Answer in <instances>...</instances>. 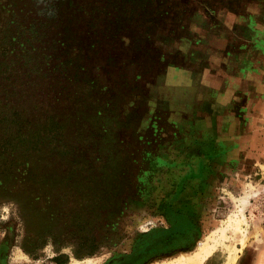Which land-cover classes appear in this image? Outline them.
Wrapping results in <instances>:
<instances>
[{"label": "rangeland", "instance_id": "374dc122", "mask_svg": "<svg viewBox=\"0 0 264 264\" xmlns=\"http://www.w3.org/2000/svg\"><path fill=\"white\" fill-rule=\"evenodd\" d=\"M218 5L264 67V0H0V264H264V79L218 129L212 56L159 46Z\"/></svg>", "mask_w": 264, "mask_h": 264}, {"label": "crops", "instance_id": "0c3cea01", "mask_svg": "<svg viewBox=\"0 0 264 264\" xmlns=\"http://www.w3.org/2000/svg\"><path fill=\"white\" fill-rule=\"evenodd\" d=\"M236 8V6L226 7L225 5H218V8L208 7L206 9H202L203 16H207L206 19L210 18L215 22L214 25H217L218 28L221 29L218 35H215L212 38L210 47H204L203 44H200V41L194 42L192 40V43L189 42V44H187V42H182L179 39H173L168 36L163 37L162 35H159L161 40L159 43L160 48L168 55H176L175 60H177L179 58L178 56H180L182 53L189 51L194 52L193 50L199 49V56L203 54H209L219 66H217V70L219 72H207L202 79L199 78L197 82L195 80H193V83L191 82V84H194L196 87H198V92L201 88L210 90L209 99L208 96L202 99L207 104H210L211 106L213 105L215 107V116L217 117V120L214 121L215 127L218 129L226 127V124L221 121L222 117H227L230 119L229 122H231V124H233V122L234 124L237 123V121H235L233 107L229 106L231 99L238 94L242 95L243 98H251L252 96L255 98L254 95L259 91V88L261 87L260 83L264 79V69H262L264 67H262L263 63L261 61L257 62L254 60V58L252 59L251 63L250 60H242L244 59L240 56L242 51L247 50L248 53H251L253 56L255 55L256 51L254 48L250 50L249 45H246L243 40H239L235 32L237 28H243L245 24L249 22V18L255 14L256 11L253 8H249L246 11L247 13L240 15L239 12L235 10ZM200 11L201 9H199V12ZM201 22L202 21H198V24H195L193 30L199 34L204 33L207 30L206 27L202 25L203 23L201 24ZM247 26L248 31L255 32L254 30H256L259 25H254L253 28H249V25ZM253 40H255V37ZM253 40L252 43H254ZM232 43H235V47L234 50L230 51L228 45ZM253 45H255V43ZM216 50L221 52V56L219 54L215 56L214 52ZM232 52H235V54L238 55V59L236 61L231 60V57L235 56L231 55ZM225 64H231L233 71L230 72L228 69H226ZM171 67L172 66L168 67L167 75H170L169 69H171ZM182 77L185 82L189 84L187 75L184 74ZM198 99L201 101V98ZM202 102H196V105L201 106ZM232 127L235 128L236 125H233ZM206 128H208V124L203 126V129Z\"/></svg>", "mask_w": 264, "mask_h": 264}, {"label": "flooded vegetation", "instance_id": "af4514ba", "mask_svg": "<svg viewBox=\"0 0 264 264\" xmlns=\"http://www.w3.org/2000/svg\"><path fill=\"white\" fill-rule=\"evenodd\" d=\"M192 230L193 228L191 224L188 223L187 228L183 229L179 233L175 234L174 231H168L164 233L163 235L164 237L158 238V239H152V241H150V244L146 247L145 251H148L150 248H153V251L159 252L160 250H162L159 247L160 245H163V244L169 246V248L172 247V249H174V247H177L175 243H177L178 241L179 242L185 241L187 243L188 241L191 240V237L193 234Z\"/></svg>", "mask_w": 264, "mask_h": 264}]
</instances>
